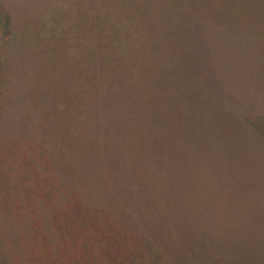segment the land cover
Returning a JSON list of instances; mask_svg holds the SVG:
<instances>
[{
	"label": "rangeland",
	"instance_id": "rangeland-1",
	"mask_svg": "<svg viewBox=\"0 0 264 264\" xmlns=\"http://www.w3.org/2000/svg\"><path fill=\"white\" fill-rule=\"evenodd\" d=\"M0 264H264V0H0Z\"/></svg>",
	"mask_w": 264,
	"mask_h": 264
}]
</instances>
